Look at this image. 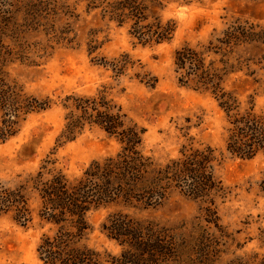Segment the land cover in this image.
Returning a JSON list of instances; mask_svg holds the SVG:
<instances>
[{"label":"rangeland","instance_id":"374dc122","mask_svg":"<svg viewBox=\"0 0 264 264\" xmlns=\"http://www.w3.org/2000/svg\"><path fill=\"white\" fill-rule=\"evenodd\" d=\"M88 1L0 0V28L15 23L19 29L13 38L9 32L0 34L11 51L8 61L2 62V75L25 94L50 100L49 109L28 114L16 135L0 142V182L30 187V178L43 165L71 180L93 161L118 153V141L97 128L84 129L72 141L59 137L67 112L62 106L65 97H89L105 90L126 117L144 129L140 149L156 165L179 157L189 147L214 150V174L225 188L215 199L224 231L216 264H263L264 155L243 160L225 150L228 124L224 111L208 93L177 83L173 57L183 46L199 48L210 41L216 43L231 26L246 23L264 31V0L170 3L162 17L174 22L172 37L144 46L130 37L126 26L100 19L98 10L89 11ZM89 40L97 45L91 53ZM251 45L256 49L242 46L231 55V59L240 56L244 62L241 71L228 75L224 86L234 92L240 110L252 106L264 114V42L246 46ZM122 54H127L134 66L118 77L99 65L101 60L94 61L109 62ZM153 78L152 86L145 84ZM31 196L33 219L28 225L20 226L10 216L0 217V264H42L36 247L47 227L39 221L37 199ZM202 205L172 191L160 206L138 211V217L178 226L198 216ZM105 215L102 210L90 215L93 240L116 254L119 248L99 233Z\"/></svg>","mask_w":264,"mask_h":264},{"label":"trees","instance_id":"16d2710c","mask_svg":"<svg viewBox=\"0 0 264 264\" xmlns=\"http://www.w3.org/2000/svg\"><path fill=\"white\" fill-rule=\"evenodd\" d=\"M194 1L200 0H89L86 6L89 11L98 10L100 19L126 26L130 37L144 46L172 37L175 24L162 17L170 3ZM12 24L1 27L0 34L9 32L13 38L19 29ZM215 40L199 48L183 46L174 52L176 81L180 86L208 93L217 101L227 118L225 150L230 155L243 160L264 155V114L252 106L240 110L234 92L224 86L228 75L242 70L244 61L240 56L231 59L237 53L235 49L243 46L255 50L256 46L246 45L263 43L264 31L258 26L238 24L228 27ZM93 42L87 43L89 53L97 48ZM10 54L0 38V142L16 135L19 123L28 114L50 108L48 98L27 95L16 84L7 83L1 65ZM96 60H101L99 65L116 77L134 66L127 54L109 62ZM155 81L144 82L152 86ZM62 106L67 110L59 135L64 142L74 140L86 128H97L115 138L120 150L112 157L93 161L71 180L43 165L30 178V187L26 183L8 186L0 182V217L10 216L20 226L33 219L29 203L31 194L35 195L36 215L47 227L36 247L42 264H216L224 231L215 199L225 188L214 174V150L189 147L179 157L156 165L140 149L144 129L129 120L105 90L89 97L66 96ZM172 191L203 204L191 222L168 226L138 217V211L160 206ZM99 210L106 212L99 233L119 248L116 254L98 247L93 240L90 215Z\"/></svg>","mask_w":264,"mask_h":264}]
</instances>
